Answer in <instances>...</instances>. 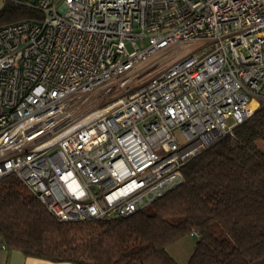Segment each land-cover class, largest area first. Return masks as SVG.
Here are the masks:
<instances>
[{
    "label": "built area",
    "instance_id": "1",
    "mask_svg": "<svg viewBox=\"0 0 264 264\" xmlns=\"http://www.w3.org/2000/svg\"><path fill=\"white\" fill-rule=\"evenodd\" d=\"M0 2L41 13L0 28V178L58 221L146 207L264 104V0Z\"/></svg>",
    "mask_w": 264,
    "mask_h": 264
},
{
    "label": "trees",
    "instance_id": "2",
    "mask_svg": "<svg viewBox=\"0 0 264 264\" xmlns=\"http://www.w3.org/2000/svg\"><path fill=\"white\" fill-rule=\"evenodd\" d=\"M41 13L6 2L0 28ZM180 185L124 217L62 222L13 174L0 178V241L53 262L178 264L167 246L195 236L186 264H264V104L233 135L181 167Z\"/></svg>",
    "mask_w": 264,
    "mask_h": 264
},
{
    "label": "rangeland",
    "instance_id": "3",
    "mask_svg": "<svg viewBox=\"0 0 264 264\" xmlns=\"http://www.w3.org/2000/svg\"><path fill=\"white\" fill-rule=\"evenodd\" d=\"M0 6H1V2H0ZM143 45H144L143 42L139 43V46L142 47ZM157 58L158 57H155V59H151V61L150 60L147 61L149 62V65L143 66L144 69L142 70L141 73V80L146 78L147 75L153 72L150 71V69H148L147 67L153 65L155 68H160L166 65L170 60L169 57H165V58L159 57V59ZM138 81H140V79ZM250 105L253 106L254 102H251ZM194 242H195V236L189 235L182 237L179 240L169 244L166 249L167 252L174 258V260L178 264H186L188 257L190 256L193 250Z\"/></svg>",
    "mask_w": 264,
    "mask_h": 264
},
{
    "label": "crops",
    "instance_id": "4",
    "mask_svg": "<svg viewBox=\"0 0 264 264\" xmlns=\"http://www.w3.org/2000/svg\"><path fill=\"white\" fill-rule=\"evenodd\" d=\"M0 264H75L71 262H53L23 255L20 251L0 247Z\"/></svg>",
    "mask_w": 264,
    "mask_h": 264
}]
</instances>
